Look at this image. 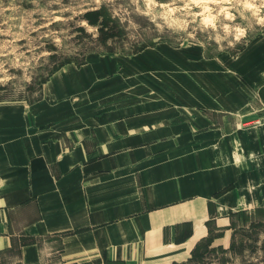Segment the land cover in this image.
<instances>
[{"label":"crops","instance_id":"0c3cea01","mask_svg":"<svg viewBox=\"0 0 264 264\" xmlns=\"http://www.w3.org/2000/svg\"><path fill=\"white\" fill-rule=\"evenodd\" d=\"M157 53L68 63L36 100L0 101V254L181 263L264 211V72L244 88L239 64Z\"/></svg>","mask_w":264,"mask_h":264},{"label":"rangeland","instance_id":"374dc122","mask_svg":"<svg viewBox=\"0 0 264 264\" xmlns=\"http://www.w3.org/2000/svg\"><path fill=\"white\" fill-rule=\"evenodd\" d=\"M94 10L114 21L117 37L101 41L96 26L82 19ZM161 50L184 57L188 51L226 69L239 64L236 72L250 88V72H264V0H0V101L36 100L42 82L66 61L116 54L150 62ZM149 71L154 91L153 65ZM260 216L250 214L247 225L235 220L233 251L216 249L188 264H264ZM47 259L42 264L57 263ZM17 260L16 252L0 254V264H23Z\"/></svg>","mask_w":264,"mask_h":264},{"label":"trees","instance_id":"16d2710c","mask_svg":"<svg viewBox=\"0 0 264 264\" xmlns=\"http://www.w3.org/2000/svg\"><path fill=\"white\" fill-rule=\"evenodd\" d=\"M82 19L89 25L92 26H96L97 31L100 33V40L101 41H107L108 39H113L115 37L118 36V34H116V32H114V27H116L117 25L114 23V21H111L110 18L103 13V11L101 10H94V11H88L85 12L82 16ZM82 31V30H81ZM68 63H73L72 61H66L65 63L59 65L56 69H54L51 74L53 72H55L57 69H59L61 66L68 64ZM85 63V60L82 61V63H78L76 64L77 66L82 65ZM50 74V75H51ZM49 75V76H50ZM48 79V78H47ZM47 79H45L42 83H44ZM254 214H261V219H258L255 226H262L264 224V211H258L255 212ZM248 216L249 215H243L242 219H241V223L244 225H247L251 222L248 221ZM236 225L234 223H232L230 225V229L233 230V228L235 229ZM233 235V232H232ZM232 238V237H231ZM213 240V236H209L208 238H206L204 241L197 243L195 245V247L193 248V250L191 251V257L186 261V262H181V263H173V264H188V263H192V262H201L203 261V258L207 255L210 254L212 252H215L216 249L211 247V242ZM235 248V245L233 242L230 243L229 247L227 249H223V248H217V250L222 251V254L227 253L228 251H233Z\"/></svg>","mask_w":264,"mask_h":264}]
</instances>
